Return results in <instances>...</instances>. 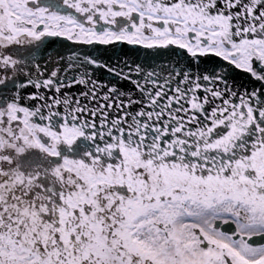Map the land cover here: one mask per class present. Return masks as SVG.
Listing matches in <instances>:
<instances>
[{
	"label": "snow or ice",
	"instance_id": "obj_1",
	"mask_svg": "<svg viewBox=\"0 0 264 264\" xmlns=\"http://www.w3.org/2000/svg\"><path fill=\"white\" fill-rule=\"evenodd\" d=\"M0 264H264V0H0Z\"/></svg>",
	"mask_w": 264,
	"mask_h": 264
}]
</instances>
